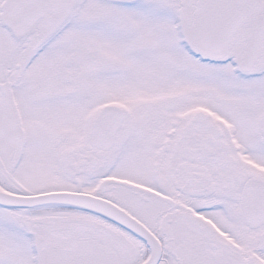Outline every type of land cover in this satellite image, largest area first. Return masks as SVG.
I'll use <instances>...</instances> for the list:
<instances>
[{
    "label": "snow or ice",
    "instance_id": "obj_1",
    "mask_svg": "<svg viewBox=\"0 0 264 264\" xmlns=\"http://www.w3.org/2000/svg\"><path fill=\"white\" fill-rule=\"evenodd\" d=\"M0 264H264V0H0Z\"/></svg>",
    "mask_w": 264,
    "mask_h": 264
}]
</instances>
